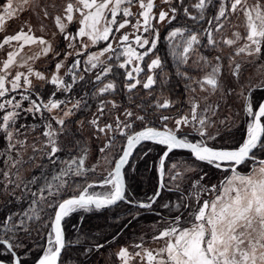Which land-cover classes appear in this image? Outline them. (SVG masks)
<instances>
[{"label": "snow or ice", "instance_id": "obj_1", "mask_svg": "<svg viewBox=\"0 0 264 264\" xmlns=\"http://www.w3.org/2000/svg\"><path fill=\"white\" fill-rule=\"evenodd\" d=\"M32 3L33 0H17L16 4L7 0L4 14L0 15V33L5 31L6 17L16 18L31 10L28 6ZM212 3L213 0H195L191 4L186 0H66L58 5L52 0L43 5L41 12L44 19H52L57 29L53 37L58 33L67 42L64 49L58 50L59 43L53 44L43 35L36 36L27 20L15 34L0 36V53L3 54L0 59V157H3L0 159V194L13 196L16 201H22L25 194L31 198L27 211L0 213L3 228L0 264H65L62 252L70 242H66L63 222L78 210H88L93 205L100 209L125 201L137 208L155 211L153 206L162 190L168 188L166 161L178 150H186L196 161L222 173V177L217 183L205 182L209 173L201 169L202 174L192 184V192L188 197L182 196L175 206L176 215L161 218L160 226H154L150 242L142 235L139 242L120 247L114 254L116 260L120 264H264V95H256L264 93V63L259 64V79L254 81L244 75L245 65L254 66L257 61H264V0H254L252 4L248 0H217L218 13L205 20V10ZM193 8L198 10V15L192 14ZM181 12L192 21L205 20L211 25L202 31L206 33L207 45L213 48L218 45L213 33L220 32L224 22L237 13L244 17L245 32L235 31L232 37L223 39V44L231 49L226 60L217 55L213 63L201 55L193 61L201 70L208 69L201 78L194 79L187 71L178 73L191 83L185 88L190 93L188 112L178 113L177 118L164 114V110L175 107L176 101L162 95L153 96L152 90L158 83L157 70H163L162 60L157 55L160 29L175 21ZM74 22L78 25L75 33L68 30ZM129 26L131 32H121ZM44 27L41 23V32ZM188 32L180 54V62L184 64H188L194 46L201 45L198 34L190 29ZM178 34L183 35L181 28L171 31L169 38ZM102 43V48L93 51ZM36 44L42 46L40 52L28 56L25 48ZM121 47L122 52L118 51ZM42 56L54 60V70L49 75L30 63ZM20 68L23 71L18 70ZM97 68L99 71L93 73L94 81L86 80L81 74ZM115 69L124 70L120 89ZM109 74L113 75L112 79H108ZM78 81L90 83L92 90L82 96L79 93L66 95L74 92L73 86ZM44 85L53 87L42 92ZM80 87L83 89V85ZM121 89L127 92L126 104L122 103ZM139 90H147L152 99L143 101ZM213 96L217 97L216 102L212 101ZM89 99L97 101L91 118L73 120L77 112L90 109ZM229 100L239 103L235 115L245 126V134L239 138L231 135L237 125L229 122V117L219 121L228 135L220 131L214 119L221 108L219 101ZM146 108L159 113L156 116L159 127L149 126L152 121L140 114ZM29 116L32 123L27 122ZM169 121L173 127L168 126ZM86 123L92 137H104L105 143L99 152L113 165L104 168L97 181L106 191L90 194L89 189L94 185L88 184L78 194L61 199L67 183L64 177L83 176L86 172L95 174L97 170L96 165L86 168L88 148L76 139L70 128L78 124L76 131L83 132ZM118 137L123 141L118 159H109L106 150L115 147ZM149 142L161 146L157 188L145 201H134L126 195L122 170L126 165L131 166L134 151L138 147L143 149ZM73 149L77 154H73ZM152 151V148L143 150L141 158ZM61 154L67 158L62 159ZM37 158L59 167L58 175L53 177L58 184L44 178L41 185L44 164L37 165L41 177L23 175L25 166ZM176 167L172 165V169ZM185 171L195 172L196 169L189 166ZM180 175L176 173L171 179L176 180ZM32 205H39V210ZM45 207L52 209L51 222L45 225L51 231L46 236V247L40 248L42 254L36 255L29 243L33 229L28 221L41 220L40 212ZM162 207L169 208V205L165 203ZM118 235L86 251L98 252ZM29 254H33L31 260Z\"/></svg>", "mask_w": 264, "mask_h": 264}, {"label": "rangeland", "instance_id": "obj_2", "mask_svg": "<svg viewBox=\"0 0 264 264\" xmlns=\"http://www.w3.org/2000/svg\"><path fill=\"white\" fill-rule=\"evenodd\" d=\"M51 2H52V0H33V3L28 6V7H30L31 10L24 11L23 13L18 14L16 18H7L6 17V23L4 25L5 31L3 33H0V36L6 35V34H15L17 31H19V29L23 26L24 22L27 20L32 25L33 31H34L36 36L43 35L45 37V39L49 40V42H51L53 44H56L58 42L59 43L58 50L64 49L67 42L64 41L63 38L58 33L55 37H53L52 33L57 32V29H56L52 19H50V18L44 19L43 14L41 12V8L43 7V5L44 4H50ZM65 2H66V0H56V3L58 5H63ZM193 2H195V0H186V3H189V4H191ZM253 2H254V0H248L249 4H252ZM6 3H7V0H0V15L4 14L3 8H4ZM13 3L16 4L17 0H13ZM37 4H39L40 7H37ZM218 9H219V4L217 3V0H213L212 5H209V7L205 10V13H204L205 20L211 19L214 14L218 13ZM49 11H53V10L49 9ZM132 11L135 12L136 9L133 8ZM37 13H39V15H37ZM192 14L198 15V10L193 8ZM205 20L192 21L189 17L184 16L183 13L181 12L178 14L177 19L175 21H173L169 25L161 27V29H160V40H159L158 45H157V55H159L161 60H162L163 70L162 71L157 70V72L159 73L158 83L154 86V88L152 90V94H153V96H161L162 95L163 97H167L169 99L176 101L174 108L164 110L165 115H171L173 117L178 118V113L186 114L188 112L187 100H188V96L190 95V93L186 92L185 88H186L187 84L191 83V81H188L186 77L178 75V73L187 71L188 74L190 76H192L194 79L201 78L204 75V72L208 71V69L205 68V69L201 70L200 68L196 67L193 64V61L198 60L201 55L208 57L210 60L213 61V63L216 62L215 57L217 55L224 57L226 60V57L230 54L231 49L227 45L223 44V42H222L223 39L232 37V33L235 31H239L241 34H243L245 32L244 17L240 13H237V14L231 16L229 21L224 22L225 26L220 32H214L213 33L214 38L218 42L217 47L213 48L212 46L207 45L206 33H204L202 31L203 28H210L211 27V25L205 23ZM41 23H43V25L45 26L43 32L40 31ZM77 27H78V25L74 22L73 24L69 25L68 30L75 33ZM175 28H181L183 35L181 36L178 34L177 37L170 39L169 33L171 31H174ZM189 29L193 33L198 34L199 39L201 40V45L200 46H194L195 51L190 54L188 64H184V63L180 62V54L183 51L184 39L187 38V36L189 34V32H188ZM25 30H27V29H25ZM131 31H132V29L130 26L126 29L121 30V32H131ZM119 35H120V33H117V36H119ZM130 39H131V37H130ZM103 46L104 45L102 43V44L96 46L95 48H93V51H97V50H99V48H102ZM133 46L135 47V45H133ZM41 47L42 46L36 44V45H32L30 48H25L24 51L28 56H31L35 53L40 52ZM9 50H11V49H9ZM118 51L122 52L123 47L119 48ZM138 51H139V49H138ZM22 55H23V53H22ZM2 58H3V54L0 53V59H2ZM85 59H86V57H85ZM123 59H124V57H121V60H123ZM30 63H33V67L40 70V71H43L45 75H49L50 72L54 70V60L51 59L50 57H43L42 56L39 60H37L35 62H30ZM260 63H264V61H257V64L254 66L245 65V69H244L245 77L251 78L254 81L259 79L260 71H261L259 68ZM83 67L87 68L88 65H83ZM45 69H47V71H45ZM18 70L23 71L22 68H20ZM97 71H99V68L92 69L91 71H89L87 73L82 72L81 74L86 76V80L94 81L93 73H95ZM114 71H115V80L117 82V87H118V89H120L121 83L123 82V76L121 75V73L124 70L115 69ZM173 72L177 73V74H175V76H176L175 79L178 78V81H181L184 84V87H180V90L178 91V96H176V97L171 93L172 92L171 87L174 86V85L171 86V84H173V81H172V77H173L172 73ZM112 78H113V75L109 74L108 79H112ZM34 83H36L35 80H34ZM81 85H83V89H81V87H80ZM52 87H53L52 85H44V87L41 88V91L44 92L46 89H51ZM73 87H74V92L68 93L66 95L73 96L74 93H79V95L82 96L84 92H86V91L90 92L92 90V85L90 83H86L85 81H78V83L75 84ZM138 95L140 96V98L142 100L145 98H148L149 100L152 99V97L147 94V90H139ZM61 98H63V97H61ZM109 98H111V97H109ZM133 99H135V97H133ZM121 100H122V103H124V104L127 103V92H126V90L121 89ZM212 101L216 102L217 97L213 96ZM88 102L91 105L90 109H85L83 112H77V114L74 117H72L73 120H74V118H78L81 116H83V117L79 120L87 121L88 119L91 118L90 113L95 111V105H96L97 101H95L93 99H89ZM219 102L221 104V108L218 110L217 117H214V119L217 120V127H219V129L222 133L224 132L223 133L224 135H228L224 125L219 124V121L225 119L226 117H229L230 118L229 122L234 121L235 125L238 126V127L234 126L232 128L231 135H234L237 138L243 136L245 134V131H244L245 126H244L243 120L240 118H237L235 115V113H237L239 111V103L236 101H233V100H229L227 102H225V101H219ZM224 103H225V106H224ZM148 109H149L148 113L152 111L150 108H148ZM152 114L154 115V117H156L159 113H152ZM147 119L152 121V125H154L157 122V124H159V126H160V122L156 118H151L150 116H148ZM244 119H247V118H244ZM27 122L32 123L33 122L32 117L29 116L27 118ZM137 123L139 124V122H137ZM75 125H76V127H72V125H70V128H72L73 130L75 128L78 129L79 125L78 124H75ZM168 126L173 127V123L171 121H169ZM242 129H243V133H241V132L239 133L238 130L240 131ZM214 130L215 129H212V131H214ZM80 134L82 136H84L83 141L86 142V144H87L86 146L88 148V155H87V158L85 161V166L89 165L92 167L93 165H97V167L99 166L98 168L101 169L102 173H103L104 168L113 167V165L108 164L102 158L103 154H101L99 152L100 147H102L103 144L105 143L104 137L101 136L100 139H96V138L92 137L90 135V129L88 128L87 123L85 124L83 132H81ZM122 143H123V141L118 137L116 140L115 147L110 149V150H106L108 152L109 159L118 158L117 153L119 152V149H120ZM29 154H31V153H29ZM0 159H3V157H0ZM41 160L42 159L37 158L34 163L25 166V168L23 169V174H25L27 170L34 169L35 163H38ZM90 161H91V165L88 164V163H90ZM197 162H199V161H197ZM200 163L203 164L202 162H200ZM173 164L177 165V167L175 169H172ZM189 166L196 169V171L195 172L185 171V169L188 168ZM201 169L204 171H207L209 173L208 177L205 178V182L217 183L218 180L223 175L222 173H220V175H216L212 171L214 169L210 170V168H208L205 164L198 165L197 163L190 162V161L185 160L183 158H178V159H176V161L174 163H172L168 166L169 172H167L166 177L170 178V182L172 183L171 185L175 189L178 186V191H180V193L181 192L183 193L184 191L187 193L188 189L185 190L186 189L185 181H188L189 187L192 188L193 182L195 180L199 179L200 175L202 174ZM171 171H173V174H171ZM176 173H180L181 175L176 180H172L170 176H173ZM98 179H99V177H97V176L92 177V178H88L86 180H81V181L78 178H75V180L71 181L70 184H68V185L65 184V187H67V189L65 190L64 195L60 198L61 199L69 198L73 194H78V192L83 187H86L88 184H93V185L98 184V182H97ZM69 185H70V187H69ZM105 191H106V189L104 187L95 186V185L93 188L89 189L90 194H103ZM1 195H2L3 199H5L7 196L9 198L11 197L9 195H4V194H1ZM181 197L182 196H180V195H179V197H176L174 195L171 197H169V196L163 197L161 207H160L161 212L158 214L156 213V215L158 217V220L156 221V223H154V224H140L139 225L138 224L139 222L138 223L135 222V224L140 226L138 228L137 234L134 233V231L129 230L130 228H128L130 223L132 221H135V219L137 218V216H134L135 218L133 217L130 221L126 222L122 228V231L125 230L124 232H126V231L130 232L127 234L126 238L115 240L111 244L107 245L105 248L100 249V252L98 253L97 256H94V253L97 252L95 250H93L91 252L86 251L88 249L87 246H85V243H87V241L84 240V238L87 235L86 234L87 228L86 227L83 228L84 218H85V216H87L90 213L91 209L78 210L76 213L72 214L69 218H66L65 222H67L68 220H70V222L68 221V223H67L65 233L68 234V240L71 243V245H73V246L80 245L81 247H84L83 248V254L78 256L79 258L77 257L75 259L71 256V259L69 261H67V258H64L65 264H120V262L118 260H116L115 255H114L116 252L119 251L120 247L131 245L134 242H139V237L142 235L145 236V239L149 240V242H150V237L154 234V226L157 228L160 226V223H162L161 218L163 217V218H169L170 219L171 216L176 215L175 206L180 203ZM123 203L129 204V203L124 201V202H121L119 205H121ZM165 203H167L169 205V208L162 207V205ZM37 209L39 210V205H38ZM44 209H47V207H45ZM44 209H43V211L40 212L41 218H42V216H44ZM120 209L121 208H116L115 211H112V212L109 211L108 216L113 218L116 214H119ZM169 209H172V211H169ZM74 217H76V218H74ZM81 217L83 219H81ZM47 222L48 221L45 222V225L48 224ZM77 224H81V227L78 230V232H76L78 227H75V228L73 227V225H77ZM50 231H51V229L48 228L47 233ZM122 231L119 232V235ZM90 235H92V237L94 239H99V238L103 237V232L93 231L92 233L90 232ZM46 236L47 235H45V238L41 242V243H43V245L41 247H46ZM80 236L83 238H81ZM111 236L112 235L110 234L108 240L112 239V238H110ZM75 238H79V239L74 240ZM77 241H79V242L77 243ZM101 242H102V240L95 241V244L101 243ZM41 247L36 246L35 248H33V253L36 255L42 254L40 252ZM32 255L33 254H29V256H28L29 260L32 259Z\"/></svg>", "mask_w": 264, "mask_h": 264}, {"label": "trees", "instance_id": "obj_3", "mask_svg": "<svg viewBox=\"0 0 264 264\" xmlns=\"http://www.w3.org/2000/svg\"><path fill=\"white\" fill-rule=\"evenodd\" d=\"M179 72V71H178ZM172 81L174 85L171 87L172 89V94L176 97L178 96V91L180 90V87H184V84L181 81H178V78L175 79V74L177 73H172ZM182 89V88H181ZM257 96L264 95L263 93L257 92ZM125 100V99H124ZM126 101V100H125ZM143 101L147 102L149 101L148 98L143 99ZM139 102V101H137ZM225 106V103H224ZM148 108H146L145 112H141V115H146L147 118L150 116L151 118H156L152 114L153 111L148 113ZM139 111V110H137ZM83 116L74 118L75 121H78L81 119ZM149 126H156L159 127V124L157 122L154 125H149ZM72 127H76L75 124H72ZM74 134L76 136L77 140H80L82 143L86 144V142L83 141V137L79 132L76 131V128L73 130ZM238 132L243 133L242 130H238ZM224 133V132H223ZM87 145V144H86ZM148 148H152L153 151L149 153L148 156L142 157V152L143 150H146ZM73 154H77V150L73 149ZM161 154V146H157L152 143H147L143 146V149L139 148L134 151V157L130 158V165L131 166H126L124 169V175H125V181H126V195L134 200V201H145L146 196H151L154 191L157 188L158 184V165H159V155ZM62 159H66L67 156L65 154H61ZM178 158H183L185 160H188L193 163H197L198 165H203L200 162H197L194 160L190 154L185 153V152H174L170 154V158L166 161V167L167 171L165 172V181L168 185V188H171L172 190L169 191L168 188L162 190L161 197L157 201V204L153 206L155 211L149 210V209H140L135 206V204H121V205H116L108 210L104 211H97V210H90V213L85 216L84 218V225L83 228L86 227V237L84 238L87 243H85V246L87 248H94L95 241L102 240L101 243L104 242V240H108L110 234L112 235L110 238L113 237V235H116L120 231H122V228L124 224L128 221H130L134 216H137L135 221H132L129 225L128 228L129 230L134 231V233H138V228L140 227V224H154L158 220V217L156 213H160V207L162 203V198L165 196H176L179 197H188L189 194L192 192V188L189 187V182L185 181L186 189H188L187 193L184 191L183 193L175 189L170 182V178L166 177V174L168 171V166L176 161ZM44 164L46 167L43 169V177H41V169L37 167V165ZM91 165L90 163H88ZM62 167V165L60 166ZM91 166H86V168H90ZM99 167V166H98ZM96 165V173L93 174L92 172H86L85 175L83 176H74V175H68L64 177L63 179L67 182L66 185L70 184L71 181H74L75 178H78L80 181L81 180H86L88 178L92 177H99L101 175V169L98 168ZM212 170V169H210ZM216 175H220V173H217L215 170H212ZM59 173V167H53L52 165L48 164V161L46 159H42L38 163H35L34 169L27 170L25 174H23L26 178H31L33 175L37 177H41L40 183L41 185L44 183V178H46L48 181L52 182L54 185L58 184V181L53 180V177L58 175ZM171 174H173V171H171ZM171 177V176H170ZM33 190H35L36 186H32ZM67 187H64V190H62L60 197L64 195L65 190ZM191 191V192H190ZM17 194L19 195V190L17 191ZM30 197L25 194V198L22 201H16L15 197L11 196L10 198L7 196L5 199L2 198V195L0 194V213H11V212H20L21 210L27 211L29 208V203H30ZM7 201H11L10 203H6ZM32 207L38 208V205H32ZM116 208H121L119 211V214H116L113 218L108 216L109 211H115ZM52 213L51 208L44 209V216H42L41 220L38 221H28V223L31 225L33 231L32 235L29 238V243L33 248L41 247L43 243V239L45 238V235H47L48 227H45V222L48 221L47 223L49 224L50 221V215ZM41 216V215H40ZM76 218V217H74ZM73 219V218H72ZM70 222V220H68ZM67 222H63V227L66 229L67 227ZM112 221V222H111ZM75 222V221H74ZM138 223L139 225L135 224ZM47 225V224H46ZM77 231L80 229L81 224L76 225ZM135 227V228H134ZM3 231V228L0 227V232ZM93 231H101L103 232V237L99 239H94L92 235H90V232L92 233ZM125 231V230H124ZM122 231L120 235H118L117 239H124L126 238L127 234L130 233L128 231L124 232ZM66 236V242H69L68 240V234L65 233ZM79 237V236H78ZM81 237V236H80ZM83 238V237H81ZM79 239L75 238L74 240ZM83 246V245H82ZM80 245L73 246L71 243L68 245L67 250L62 252V258H67V261L71 259V256L75 259L78 256L83 254V248ZM104 250V249H103ZM98 252L94 253V256H97ZM79 258V257H78ZM84 262V261H83Z\"/></svg>", "mask_w": 264, "mask_h": 264}, {"label": "water", "instance_id": "obj_4", "mask_svg": "<svg viewBox=\"0 0 264 264\" xmlns=\"http://www.w3.org/2000/svg\"><path fill=\"white\" fill-rule=\"evenodd\" d=\"M149 143H151V142H149ZM178 152H185V153H188L186 150H178ZM188 154H190V153H188ZM192 157V156H191ZM194 158V157H193ZM118 159V158H117ZM195 159V158H194ZM127 166V165H126ZM125 166V167H126ZM125 169V168H124ZM124 169L122 170L123 172H124ZM159 178V177H158ZM95 186H100L99 184H94ZM121 202H124V201H120V202H117V204H115V205H111V206H106V207H102V208H100V209H96L95 208V206L93 205V206H91L89 209H92V210H97V211H104V210H108V209H110V208H112V207H114V206H116V205H118V204H120Z\"/></svg>", "mask_w": 264, "mask_h": 264}]
</instances>
